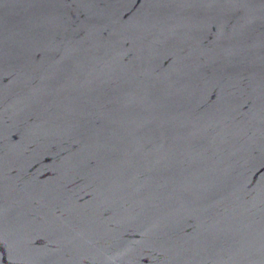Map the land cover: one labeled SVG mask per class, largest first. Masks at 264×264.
<instances>
[{"label": "water", "instance_id": "water-1", "mask_svg": "<svg viewBox=\"0 0 264 264\" xmlns=\"http://www.w3.org/2000/svg\"><path fill=\"white\" fill-rule=\"evenodd\" d=\"M0 264H264V0H0Z\"/></svg>", "mask_w": 264, "mask_h": 264}]
</instances>
